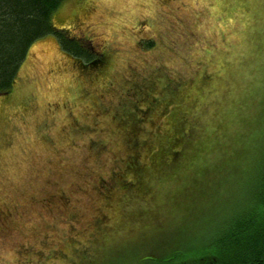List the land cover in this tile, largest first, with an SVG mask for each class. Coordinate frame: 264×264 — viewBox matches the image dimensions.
Listing matches in <instances>:
<instances>
[{
  "label": "rangeland",
  "instance_id": "obj_1",
  "mask_svg": "<svg viewBox=\"0 0 264 264\" xmlns=\"http://www.w3.org/2000/svg\"><path fill=\"white\" fill-rule=\"evenodd\" d=\"M52 22L98 58L43 35L0 94V264L210 250L264 177V0H62Z\"/></svg>",
  "mask_w": 264,
  "mask_h": 264
},
{
  "label": "trees",
  "instance_id": "obj_2",
  "mask_svg": "<svg viewBox=\"0 0 264 264\" xmlns=\"http://www.w3.org/2000/svg\"><path fill=\"white\" fill-rule=\"evenodd\" d=\"M61 1L0 0V94L12 91L31 44L43 35H55L61 48L82 62H96L98 56L93 50L81 40L75 42L76 37H70L63 29L54 27L52 15ZM137 112L144 120L148 106L137 108ZM128 155L135 162L132 158L135 155ZM257 183L256 201H250L251 214L237 219L226 237L213 244L210 250L198 253L164 251L159 259L144 264H187L189 254L198 256L188 264H264V177Z\"/></svg>",
  "mask_w": 264,
  "mask_h": 264
}]
</instances>
